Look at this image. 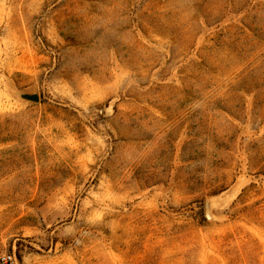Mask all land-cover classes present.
<instances>
[{"label": "rangeland", "instance_id": "1", "mask_svg": "<svg viewBox=\"0 0 264 264\" xmlns=\"http://www.w3.org/2000/svg\"><path fill=\"white\" fill-rule=\"evenodd\" d=\"M4 253L264 264V0H0Z\"/></svg>", "mask_w": 264, "mask_h": 264}, {"label": "built area", "instance_id": "2", "mask_svg": "<svg viewBox=\"0 0 264 264\" xmlns=\"http://www.w3.org/2000/svg\"><path fill=\"white\" fill-rule=\"evenodd\" d=\"M0 264H16L14 253H4L0 256Z\"/></svg>", "mask_w": 264, "mask_h": 264}, {"label": "water", "instance_id": "3", "mask_svg": "<svg viewBox=\"0 0 264 264\" xmlns=\"http://www.w3.org/2000/svg\"><path fill=\"white\" fill-rule=\"evenodd\" d=\"M21 97L24 98V99H27L29 101H33V102H37L38 101L37 94L24 93V94H21Z\"/></svg>", "mask_w": 264, "mask_h": 264}]
</instances>
